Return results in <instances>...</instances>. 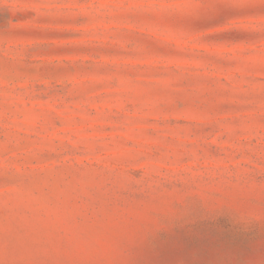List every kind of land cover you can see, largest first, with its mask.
I'll list each match as a JSON object with an SVG mask.
<instances>
[{"label":"rangeland","instance_id":"obj_1","mask_svg":"<svg viewBox=\"0 0 264 264\" xmlns=\"http://www.w3.org/2000/svg\"><path fill=\"white\" fill-rule=\"evenodd\" d=\"M0 264H264V0H0Z\"/></svg>","mask_w":264,"mask_h":264}]
</instances>
